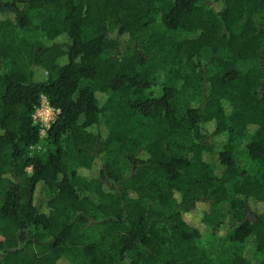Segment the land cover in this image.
I'll return each mask as SVG.
<instances>
[{
  "label": "trees",
  "instance_id": "trees-1",
  "mask_svg": "<svg viewBox=\"0 0 264 264\" xmlns=\"http://www.w3.org/2000/svg\"><path fill=\"white\" fill-rule=\"evenodd\" d=\"M0 264H264V0H0Z\"/></svg>",
  "mask_w": 264,
  "mask_h": 264
},
{
  "label": "rangeland",
  "instance_id": "rangeland-1",
  "mask_svg": "<svg viewBox=\"0 0 264 264\" xmlns=\"http://www.w3.org/2000/svg\"><path fill=\"white\" fill-rule=\"evenodd\" d=\"M42 74L44 77H48V73L44 70H42ZM157 80L156 82L152 85V87L149 90V94L150 95H154V96H158L162 93V87H163V74L161 72H159L157 74ZM192 105H196L197 101L193 100ZM41 135L44 139V148H47L48 146V141H47V129H42L41 128ZM40 149L45 150L43 148V146H38ZM205 158L207 159V161H209L214 167H218L219 166V160H218V155L216 154H206ZM242 163H246L247 161V157H246V153H244V156L241 158ZM42 184H39L37 187V190L35 192V197L37 200L41 201L44 199V193L42 192ZM222 213L228 214V206L226 204L221 206ZM201 215H203V212H199V217H201ZM219 231L220 229H215V230H204L203 234L200 238V242L205 246V247H211L213 249H215V251L217 250L219 244L221 243L220 239H219ZM254 249H255V245L253 243V241H249L246 245H245V254L247 255V257H249L250 259H254L257 257L255 256L254 253Z\"/></svg>",
  "mask_w": 264,
  "mask_h": 264
},
{
  "label": "built area",
  "instance_id": "built-area-1",
  "mask_svg": "<svg viewBox=\"0 0 264 264\" xmlns=\"http://www.w3.org/2000/svg\"><path fill=\"white\" fill-rule=\"evenodd\" d=\"M60 110L50 104L46 97L43 96L40 106L36 109L33 117L36 123L42 129H48L57 119Z\"/></svg>",
  "mask_w": 264,
  "mask_h": 264
}]
</instances>
